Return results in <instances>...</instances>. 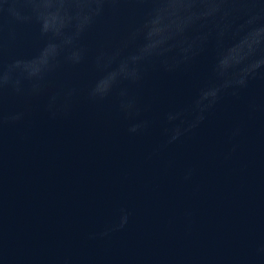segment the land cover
Segmentation results:
<instances>
[{"label": "water", "instance_id": "obj_1", "mask_svg": "<svg viewBox=\"0 0 264 264\" xmlns=\"http://www.w3.org/2000/svg\"><path fill=\"white\" fill-rule=\"evenodd\" d=\"M257 3L264 8V0ZM12 7L0 0L4 65L37 57L48 42L37 23L16 20ZM151 7L137 0L105 5L77 41L80 64L67 62L63 51L38 94L28 80L19 95L5 90V115L24 117L0 127V264H264V76L236 95L228 90L176 142L165 135L194 119V101L215 79L221 45L212 25L189 65L173 73L146 65L138 85L120 84L137 100V119L149 122L143 132H128L134 121L120 111L119 88L102 101L88 98L103 75L96 57L121 47ZM14 8L31 14L23 0ZM252 14L237 6L224 47ZM239 59L237 48L229 61ZM70 89L67 109L53 117L50 97L60 94V107ZM169 113L183 115L169 124ZM122 210L127 225L102 236Z\"/></svg>", "mask_w": 264, "mask_h": 264}, {"label": "clouds", "instance_id": "obj_2", "mask_svg": "<svg viewBox=\"0 0 264 264\" xmlns=\"http://www.w3.org/2000/svg\"><path fill=\"white\" fill-rule=\"evenodd\" d=\"M20 0H12L9 9L20 22H35L39 25L42 37L48 42L39 55L31 60L16 59L10 64L0 62V127L8 122L23 119L24 113L5 115L4 93L11 88L21 94V81L32 82V93L38 94L46 75L59 66L61 52L67 51L65 60L78 65L84 58V50L79 48V37L103 14L105 5L115 6L120 0H23L29 6L30 15L21 17L14 8ZM138 3H150L151 10L143 22L137 26L123 42L122 46L111 53L101 52L96 57V65L103 75L88 90L91 101L107 99L119 88V108L131 121L128 132L138 134L146 130L149 122L138 120L140 109L135 97L130 96L120 84L127 81L138 85L146 65H159L163 71L173 73L189 65L204 51L212 36V31H205L212 25L218 48L213 67L214 81L202 88L194 101L191 122L181 120V124L165 128L168 143H174L188 132L193 131L206 119L209 112L228 90L236 95L239 89L246 88L250 80L257 75L264 76V8L257 9V0H137ZM8 3V0H5ZM237 6L254 13L235 30L232 35L234 43L228 47L222 45L226 33L231 29L227 23ZM240 48L239 62L229 61V54ZM130 49V50H129ZM3 45L0 44V57ZM115 65V67H113ZM75 94V89L63 93V104L57 107L60 94L50 97L48 110L53 117L67 109ZM183 113H169L167 121L173 124ZM186 125V126H184ZM236 130L233 135H238ZM129 213L122 210L119 222L102 233L122 230L128 223ZM264 253V247L260 249Z\"/></svg>", "mask_w": 264, "mask_h": 264}]
</instances>
